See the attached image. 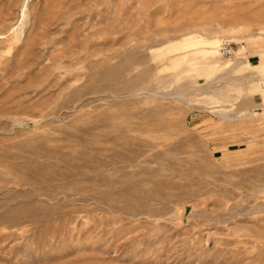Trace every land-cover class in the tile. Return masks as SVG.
<instances>
[{
    "label": "rangeland",
    "instance_id": "rangeland-1",
    "mask_svg": "<svg viewBox=\"0 0 264 264\" xmlns=\"http://www.w3.org/2000/svg\"><path fill=\"white\" fill-rule=\"evenodd\" d=\"M262 69L264 0H0V264H264Z\"/></svg>",
    "mask_w": 264,
    "mask_h": 264
},
{
    "label": "crops",
    "instance_id": "crops-1",
    "mask_svg": "<svg viewBox=\"0 0 264 264\" xmlns=\"http://www.w3.org/2000/svg\"><path fill=\"white\" fill-rule=\"evenodd\" d=\"M246 60L250 66H256L260 62V57L259 55H256V54H248L246 56ZM261 74L264 75V69H262ZM256 81L258 82L259 79ZM249 102L254 107L255 106L264 107V103H262L264 102V86H260V91L254 92L250 96Z\"/></svg>",
    "mask_w": 264,
    "mask_h": 264
},
{
    "label": "built area",
    "instance_id": "built-area-1",
    "mask_svg": "<svg viewBox=\"0 0 264 264\" xmlns=\"http://www.w3.org/2000/svg\"><path fill=\"white\" fill-rule=\"evenodd\" d=\"M220 50H221L222 56L226 58H229L235 52L232 45L226 41L222 42V44L220 45Z\"/></svg>",
    "mask_w": 264,
    "mask_h": 264
},
{
    "label": "bare ground",
    "instance_id": "bare-ground-1",
    "mask_svg": "<svg viewBox=\"0 0 264 264\" xmlns=\"http://www.w3.org/2000/svg\"><path fill=\"white\" fill-rule=\"evenodd\" d=\"M234 53H235V52H234ZM221 54H222V53H221ZM235 54H236V53H235ZM231 64H234V65H235L236 63H234V61L232 62V60H231ZM240 118H241V117H240ZM244 118H245V117H243V119H244Z\"/></svg>",
    "mask_w": 264,
    "mask_h": 264
}]
</instances>
